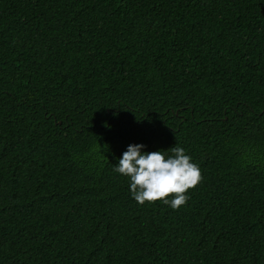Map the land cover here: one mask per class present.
I'll return each mask as SVG.
<instances>
[{"label": "trees", "instance_id": "trees-1", "mask_svg": "<svg viewBox=\"0 0 264 264\" xmlns=\"http://www.w3.org/2000/svg\"><path fill=\"white\" fill-rule=\"evenodd\" d=\"M131 144L192 157L183 207ZM0 264H264V0H0Z\"/></svg>", "mask_w": 264, "mask_h": 264}, {"label": "clouds", "instance_id": "clouds-1", "mask_svg": "<svg viewBox=\"0 0 264 264\" xmlns=\"http://www.w3.org/2000/svg\"><path fill=\"white\" fill-rule=\"evenodd\" d=\"M142 148V144L129 145L113 167L129 178L131 197L140 205L161 202L173 210L183 207L188 192L203 179L199 166L179 146L171 147L167 156L162 150L142 152Z\"/></svg>", "mask_w": 264, "mask_h": 264}]
</instances>
